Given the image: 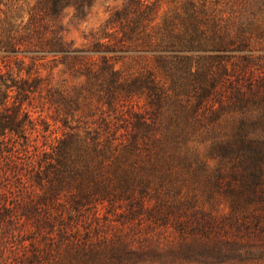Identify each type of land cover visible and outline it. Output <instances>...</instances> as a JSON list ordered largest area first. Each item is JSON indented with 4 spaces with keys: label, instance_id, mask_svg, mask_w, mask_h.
I'll return each instance as SVG.
<instances>
[{
    "label": "trees",
    "instance_id": "1",
    "mask_svg": "<svg viewBox=\"0 0 264 264\" xmlns=\"http://www.w3.org/2000/svg\"><path fill=\"white\" fill-rule=\"evenodd\" d=\"M18 2L0 0V264H263L264 2L155 23L160 0H127L83 48L55 19L84 0Z\"/></svg>",
    "mask_w": 264,
    "mask_h": 264
},
{
    "label": "rangeland",
    "instance_id": "2",
    "mask_svg": "<svg viewBox=\"0 0 264 264\" xmlns=\"http://www.w3.org/2000/svg\"><path fill=\"white\" fill-rule=\"evenodd\" d=\"M36 0H20L19 5L22 6L18 14L23 13L26 5H32ZM161 4L158 10L155 23H159L164 14L172 12L176 5H179L184 0H160ZM212 3L215 9L222 11L223 16L232 13L236 15L234 10L238 7H246V10L240 13L243 21H250L251 14L247 9L251 8V5H255L264 0H206ZM127 0H84V3L78 11H74L73 8L68 7L61 11L59 17L55 19L60 35L64 40L73 45L75 48H83L90 45L93 41H97L101 37L104 24L109 16L117 10H120ZM259 19V26L264 30V15H256ZM18 59L21 58V54H18ZM136 67L133 61H122L115 65L116 69L120 70H132ZM37 71L41 77L46 78L49 83V87L56 91L65 90L72 94L74 97L82 84L81 79L72 77L65 71L62 65L55 63H45L42 66H35L32 72ZM23 73V71H22ZM264 256V252L262 253ZM264 264V263H263Z\"/></svg>",
    "mask_w": 264,
    "mask_h": 264
}]
</instances>
